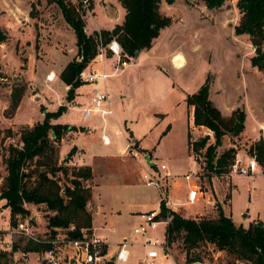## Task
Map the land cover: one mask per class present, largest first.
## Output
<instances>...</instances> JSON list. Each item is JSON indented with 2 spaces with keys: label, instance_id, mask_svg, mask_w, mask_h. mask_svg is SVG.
<instances>
[{
  "label": "rangeland",
  "instance_id": "obj_1",
  "mask_svg": "<svg viewBox=\"0 0 264 264\" xmlns=\"http://www.w3.org/2000/svg\"><path fill=\"white\" fill-rule=\"evenodd\" d=\"M68 1L83 13L88 32L94 28L90 21L94 16L100 28L111 26L102 14L93 13L94 3L98 9L113 11L116 17L119 16L116 7L121 0ZM237 1L226 0L222 7L214 10L206 9L199 0H175L172 5L161 1L160 13L171 19V25L160 33L151 49L137 57L135 65L132 57L128 60L127 68L114 73L115 60L106 59L105 71L108 74L106 90L112 109L126 137L136 140L134 149L140 155L149 154L156 164H165L174 176L199 171L198 184L206 195L194 204H187L186 185L179 181L173 192L168 194L171 201L179 203L177 213L187 218H213L217 217L218 207H222L236 225L247 227L258 219L264 220L263 169L259 166L256 174L251 176L216 175L206 168L204 155H197L187 149L190 118L186 98L197 92L207 76L212 78L210 99L223 116H230L237 108L245 113L242 133L236 137H223L215 156L231 148L235 153L250 154L251 146L261 138L264 140V71L260 72L250 64L254 50L247 36L234 33V27L240 19ZM0 3H15L20 11L28 8L29 12L32 3L36 6L35 18H20L18 24L7 22L0 14V27L5 28L8 34L7 47L0 46V129L12 133L11 137L4 134L0 136L1 191L6 176L4 157L7 156L9 145L20 146L19 135L22 130L41 122L46 112L54 113L61 105H65L67 110L53 120L56 124L79 130L94 124L97 115H92L89 122L82 121V101L69 107L70 103L64 98L66 92L59 74L70 61L75 58L80 61V58L77 57L74 33L63 20L59 8L55 4H48L46 0H0ZM20 11L16 10L22 17ZM177 55L184 61L181 68L169 60ZM51 72L55 73V80L47 83L45 78ZM13 91L15 95L22 92L15 109L12 106ZM87 91L83 87L80 89V99L89 98L90 92ZM35 96L38 100L33 98ZM205 133L206 130L197 129L190 134V139L192 141ZM111 140L112 145L106 148L102 147L99 133L94 134L93 138L75 141L79 148H102L113 158L96 170L95 180L91 178L85 182L91 194L94 187L100 184L95 191V198L91 195L88 210L93 215V208L97 204L102 207V212L93 218L98 236L119 243L126 235L132 242L128 260L116 261L114 264H146L142 260L146 251L141 244L143 236L134 233L138 218L131 214L157 207L160 196L155 189L147 188L140 180L145 162L128 156L125 149L120 151V156L117 151L124 148L122 138ZM213 143L212 135L208 144ZM59 153L60 164L62 160ZM58 177L62 187L69 185L61 173ZM3 205L4 201H0V235L10 225L8 208H3ZM27 208V216L39 217L37 224L33 221L39 233L47 234L51 230L47 222L52 212L41 205ZM163 227L158 225L148 230L145 236L153 239L157 235L162 239ZM89 229H93L92 224ZM24 245L25 240L20 238L17 241L18 249L8 253L1 249L0 239V251L6 253L0 257V264H12L18 257V261L24 264H41L32 252L26 254L25 259L22 258L20 251ZM171 254L177 264L186 262L181 236L171 244ZM191 254H197L206 264H240L232 254L205 242ZM166 262L173 264L171 257Z\"/></svg>",
  "mask_w": 264,
  "mask_h": 264
},
{
  "label": "trees",
  "instance_id": "obj_2",
  "mask_svg": "<svg viewBox=\"0 0 264 264\" xmlns=\"http://www.w3.org/2000/svg\"><path fill=\"white\" fill-rule=\"evenodd\" d=\"M55 4L63 20L71 28L75 36L77 57L80 61H70L59 74V79L68 87L65 100L72 103L76 90L83 86L79 74L88 67L96 56V40L100 37L104 44L115 39L120 45L123 55L132 58L135 52L149 50L162 30L171 25V19L160 13L161 1L167 5L175 0H121L120 6L125 15L121 25H115L110 31L102 30L92 35L85 33V21L80 9L68 0H46ZM206 9L214 10L223 6L226 0H199ZM237 9L240 13L238 24L234 27L237 36H247L254 53L250 64L258 71H264V0H238ZM36 6L30 5L29 17L35 18ZM8 41V34L0 29V45ZM212 84L211 76H207L203 84L192 95H187L186 104L193 108L194 126L204 128L212 133L213 144H208L209 136L195 137L191 141L188 134V147L197 155H204L206 168L216 175L228 174L235 151L228 149L221 155L215 156L223 137H236L244 130L245 113L237 108L225 117L210 99ZM23 91V90H22ZM22 92L12 93V106L17 108ZM44 110V109H42ZM67 110L61 105L56 112L44 114L43 120L31 128L20 132V146L9 145L7 156L4 157L6 176L0 191V201L3 208L10 211V224L16 223L18 217L24 218L29 214L27 206H44L52 214L48 217V228H71L68 234L77 237L81 229H89L92 224V214L88 210L91 201V189L85 182L92 178L90 167H67L68 160L76 153L72 148L65 157V162H58L59 145L68 132L78 129L66 125L53 124ZM83 131V129H79ZM11 137L10 130L2 131ZM194 137V136H193ZM250 153L256 158L258 167L264 174V140L261 138L251 146ZM63 175L69 185L62 187L58 174ZM54 175V177H52ZM161 215L169 217L166 226V236L170 244L179 236L182 237L183 248L186 251V264L202 262L200 256H192L201 243L212 244L218 250L232 254L243 264H264V220L258 219L247 227L236 225L230 214L218 207L217 217L187 218L179 213L167 210L160 203ZM32 241H25L21 248L24 252H37L44 248ZM18 247L15 246V249ZM6 253L0 251V257ZM105 264H114L107 261ZM200 264V263H198Z\"/></svg>",
  "mask_w": 264,
  "mask_h": 264
},
{
  "label": "built area",
  "instance_id": "obj_3",
  "mask_svg": "<svg viewBox=\"0 0 264 264\" xmlns=\"http://www.w3.org/2000/svg\"><path fill=\"white\" fill-rule=\"evenodd\" d=\"M96 42V56L78 77L83 85L95 87L90 97L91 107L83 110L82 118L86 119L91 113L95 112L104 121L107 116L112 115L109 97L107 93L98 90L96 87L108 78V74L91 65L101 64L106 59L113 58L115 60L113 69L114 73H116L127 68L129 66L128 60L131 58L123 55L122 49L115 39L104 44L99 37ZM132 60L134 61V58ZM45 79L48 83L53 82L55 79L54 73H49ZM205 135L212 138V133L208 130H206ZM101 140L104 145H109L110 143L106 135H102ZM127 154L142 161L145 158V155H140L134 149V144L130 142ZM150 163L152 164L151 167L145 163L146 167L143 169L140 180L147 188H153L157 191L160 196L159 206L157 209L138 214L139 222L134 227V233L143 236L141 244L146 248V251L142 260L146 264H167L166 260L168 257H171L173 264H177L172 257L171 244L168 242L166 236V226L169 223V217L161 215L160 203L162 202L167 210L177 212L179 203L171 201L168 194L173 184L179 181L186 185L187 194L185 201L187 204H194L204 198L206 193L201 191L198 184L199 171L197 173L188 172L182 176H174L165 164H156L151 158ZM257 170L258 164L253 154L247 152L243 154L235 153L233 161L229 166L228 174L231 176H251ZM33 221L32 215L25 216L24 218L18 217L15 224H10L6 229H3V233L0 235L1 249L12 253L16 250L15 246H17V241L20 238L25 241H32L38 245H44L45 247L42 250L37 252L32 251V254H35V258L41 264H105L107 261H110L112 256H115L114 263L116 261L126 262L130 256L129 246L132 242L128 236H123V239L119 243L114 244L98 236L93 229H81V233L77 237H71L68 234V230L58 227L51 228L50 231L46 232L47 234H40L38 227H35ZM158 225L164 226L162 239L157 235L153 239L145 236L148 230L155 229ZM112 246L115 247L114 251H112ZM20 252L23 259H25L24 256L26 254L31 253L30 251L24 252L22 250ZM19 259L20 257L14 259L12 264H24L21 261L19 262ZM198 263L206 264L204 261H196L190 264ZM184 264L186 263L184 262Z\"/></svg>",
  "mask_w": 264,
  "mask_h": 264
},
{
  "label": "crops",
  "instance_id": "obj_4",
  "mask_svg": "<svg viewBox=\"0 0 264 264\" xmlns=\"http://www.w3.org/2000/svg\"><path fill=\"white\" fill-rule=\"evenodd\" d=\"M11 4L12 5H10L9 3H0V10H1L0 11V14H1V16L3 18H6L7 19V22H12L14 24H18L17 22H20L19 21L20 18H22V19L24 18L23 20H25V19L27 20L28 19V16H29V9L28 8L24 9L23 11L22 10L20 11L19 10L20 8H19L18 5H16L15 3H11ZM116 9L118 10V13H119V16H117V17H116L115 12H113V11L112 12L111 11H107L105 9L100 10V9H98L97 4L94 3L93 13L94 14H97V12H99L100 14H102L104 16V18L106 19V21L108 23H111V26L109 28H100L97 25V23L95 21V16H94L90 20L93 23L94 28L93 29H89V24H88L87 27L90 30L88 32L87 29H86V26H85V33H86V35L89 36L90 34L92 35L94 32H99L101 30L110 31V30H112L114 28L115 25H121L122 22H123V20H124L125 12H124L123 8L120 6V3H117ZM16 10H18V11H20V12L23 13L22 17H20L17 14ZM0 29L6 31V29L5 28H2V27H0ZM0 46L1 47L2 46H6L7 47V45L5 43L4 44H1ZM143 51H146V50H143ZM143 51H140V53L138 55V58L143 53ZM167 57L169 58V56H167ZM137 59L135 61V64L137 62ZM169 60L172 63V60L173 59L170 58ZM91 66L92 67L99 68V69L103 70L106 73V71H105V66H106L105 65V61L103 63H101V64H92ZM106 80L104 82L100 83L96 87L98 90L104 91L105 93H107V90H106ZM61 83L64 86V91L67 92L68 87L62 81H61ZM82 87L85 88V89H88L87 92H90L89 93V95H90L89 98L86 97V99H84V100L80 99V95H79V91H80V89ZM94 88H95L94 86H88V85H83V86L79 87L76 90V96L74 98V101L72 103H70V106H69V107H73L77 103V101L79 102V100H81L82 101L81 102L82 104L80 102H79V104L82 105V108H81V119H82V121L89 122L90 119H91V117H92V115H97L96 120H93L94 121V124L90 125L87 128H81V129H83V131L78 130L76 132H68L62 138V140L60 142V145H59V152H60L59 154H60L61 160H62L61 162H65V157L68 155V153L70 152V150L72 148H76L77 149L76 153L70 158V160H68L67 165L68 166L69 165L70 166H77V167H90L91 168V171H92V180H95V178H96V170L100 169V166L101 165H105L104 164L105 162H110V160L113 159V158L112 157H109V155L107 154L108 151H105L102 148L95 149V150H88L87 148L86 149H83L82 147L79 148L76 145L75 141H77L79 139L80 140H86V139H89V138H93V135L96 134V133H99L100 140H101V136L102 135H106L107 137L109 135V137H110V138L108 137L109 138V141H110L109 145H104L103 143H101L102 144V147L106 148V147H109V146L112 145V140H111L112 138H120V139L122 138V140L124 142V148H122V149H120V150L117 151V153L119 155H120V151L121 150H124L125 149L126 152H127V148H128L129 142L130 143H134V145H137L136 144V140L134 138H127L126 137L125 130L123 129L122 125L118 122L117 118L115 117L114 111H113L112 106H111V100L110 99H109V106H110V109L112 111V115L107 116L104 121H102V119L100 118V116L97 113H95V112L91 113L86 119H83L82 118V112H83V110L88 109V108L91 107L90 97H91V93H92V91H93ZM107 95H108V93H107ZM33 98L35 99L36 96L33 97ZM40 98H41V96L39 97V99ZM60 104L61 103H59L58 105H60ZM188 112H189L190 124L188 125V129H187V149L191 152V150L188 147V134H193V132L197 131L198 128L195 127L194 126V123H193V108L188 107ZM40 120L42 121L43 119H40ZM52 123L53 124H56V122H53V121H52ZM201 130H206V129L201 128ZM101 142H102V140H101ZM148 156L151 158V156L149 154H148ZM177 184H178V182L175 183V184H173V187L170 190V193H171V191L173 192V188ZM99 186H100V184H98L96 187H94V192H92V198L93 197L95 198V191L97 189H99ZM93 193H94V195H93ZM92 201H93V199H92ZM29 206H31V205H29ZM158 206H159V204H157V207H150L147 210L136 211L134 214H131V215H133L134 217L138 218V214L140 212H146V211H149V210H152V209H157ZM8 211H9V209H8ZM101 212H102V207L99 204H97L93 208V215H92V228H93V230L95 232H96L97 229H96V227L94 225V219L93 218H94L95 215H98ZM9 213H10V211H9ZM32 220H34L35 223L37 224V222L39 221V217L37 215H32ZM138 222H139V218H138ZM123 236H126V235H123ZM106 241H108V240H106ZM108 242L114 243V242H111V241H108ZM114 244H116V243H114ZM136 244L137 243L134 242V245H136Z\"/></svg>",
  "mask_w": 264,
  "mask_h": 264
},
{
  "label": "water",
  "instance_id": "obj_5",
  "mask_svg": "<svg viewBox=\"0 0 264 264\" xmlns=\"http://www.w3.org/2000/svg\"><path fill=\"white\" fill-rule=\"evenodd\" d=\"M139 53H140V51H138V50L135 52V55H134V57H133V58H134L133 65L135 64V61H136V59H137ZM35 100H38V97H36ZM144 161H145V163H146L148 166H150V167L152 166V164L150 163V157L145 156ZM52 177H54V175H53ZM114 260H115V256H112V257L110 258V261H113V262H114Z\"/></svg>",
  "mask_w": 264,
  "mask_h": 264
},
{
  "label": "bare ground",
  "instance_id": "obj_6",
  "mask_svg": "<svg viewBox=\"0 0 264 264\" xmlns=\"http://www.w3.org/2000/svg\"><path fill=\"white\" fill-rule=\"evenodd\" d=\"M173 62H174V64H175V66L177 67V68H181V67H183V58L180 56V55H177L176 57H174L173 58ZM54 76H55V74H54Z\"/></svg>",
  "mask_w": 264,
  "mask_h": 264
}]
</instances>
